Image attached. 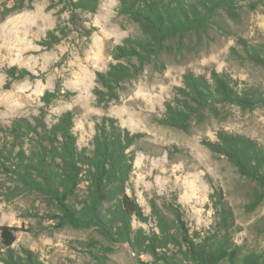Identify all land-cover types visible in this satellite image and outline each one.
Instances as JSON below:
<instances>
[{
	"label": "rangeland",
	"instance_id": "rangeland-1",
	"mask_svg": "<svg viewBox=\"0 0 264 264\" xmlns=\"http://www.w3.org/2000/svg\"><path fill=\"white\" fill-rule=\"evenodd\" d=\"M49 3L32 0L31 8L7 11L13 2L0 0V150L6 154H15L21 146L28 150L25 139L13 140L10 126L17 119L34 122L43 110L48 125L61 112L73 111L79 147L89 145L98 118L114 116L131 132L144 133L132 146L135 161L127 193L136 197L145 214L151 215L149 198H155L169 215L165 203L176 198L188 226L205 230L214 219L209 195L214 188H221L241 227L234 240L263 250L264 200L247 211L255 184L202 141L217 140V131L223 129L264 145V107L242 110L226 106V118L208 114L204 122H192L188 131L158 124L155 119L163 115L174 87L182 85V76L189 70L207 77L212 70L227 72L242 82L240 86L246 83L264 90V67L245 60L237 42L240 37L264 45V4L254 9L241 6L237 20L220 19L223 29L212 27L202 37L192 34L181 51L163 52L164 69L158 71L154 62L145 65L141 74L122 83L119 100L103 107L93 94L96 72L108 68L114 45L141 34L139 26L118 15L119 0H101L95 14H83L87 20L83 25L96 27L88 40L72 30L59 43L45 48L41 42L46 32L68 20L67 11L58 14L62 5L47 10ZM13 66L29 74L9 83L6 69ZM57 89L65 95L44 105V93ZM13 177L0 166V226L19 229L13 244L18 252L29 248L44 264H151L150 256L132 257L124 243L108 242L93 228L57 226L45 216L42 196L22 190ZM132 226L148 232L154 228V220L142 223L132 219Z\"/></svg>",
	"mask_w": 264,
	"mask_h": 264
},
{
	"label": "trees",
	"instance_id": "trees-1",
	"mask_svg": "<svg viewBox=\"0 0 264 264\" xmlns=\"http://www.w3.org/2000/svg\"><path fill=\"white\" fill-rule=\"evenodd\" d=\"M7 11L31 8L32 0H10ZM27 2H30L26 5ZM101 0H50L46 9L62 5L58 14L68 12L65 23L58 22L46 32L41 45L51 48L72 30L88 40L95 26L83 25V14H95ZM264 0H119L118 15L135 22L139 35L125 37L111 49L112 62L105 71L96 72L93 94L103 107L119 100L122 83L142 73L145 65L154 62L158 71L164 69L163 52L181 51L192 34L202 37L212 27L223 29L220 19L226 16L237 20L238 9H254ZM5 13L2 12L3 16ZM245 60L264 67V45L250 44L238 38ZM232 51L240 53L233 47ZM242 56V55H241ZM11 79L29 73L16 66L6 69ZM227 72L212 70L209 77L187 71L182 85L173 89V96L165 103L158 124L188 131L192 122L202 123L210 114L224 119L226 106L242 110L264 107V90L244 83ZM58 89L46 91L44 105L64 96ZM44 110L34 118L17 119L10 126L13 140L25 139L15 154L0 150V166L13 175L22 190L42 196L45 216L57 226L75 229L93 228L111 243H128L137 256L151 258V264H264V249L255 250L239 244L234 235L240 231L234 211L221 188L209 195L214 219L205 230L191 229L185 222L181 204L165 203V213L155 198L148 199L151 215L144 213L135 196L127 193L133 171L135 152L132 146L143 136L131 132L114 116L102 115L95 122L94 134L88 146L79 147L74 132L75 114L61 112L48 125ZM217 140H203L202 144L215 155L224 156L239 175L255 184L246 210H254L264 200V145L239 133L219 130ZM154 220V228L146 232L135 229L132 219L146 223ZM15 226H0V263L44 264L36 252L22 248L18 252Z\"/></svg>",
	"mask_w": 264,
	"mask_h": 264
},
{
	"label": "water",
	"instance_id": "water-1",
	"mask_svg": "<svg viewBox=\"0 0 264 264\" xmlns=\"http://www.w3.org/2000/svg\"><path fill=\"white\" fill-rule=\"evenodd\" d=\"M124 244H125L126 246H128V247H129V250H130V255H131L132 257H136V256H137V254L134 252L133 248H132V247H130L128 243H124Z\"/></svg>",
	"mask_w": 264,
	"mask_h": 264
}]
</instances>
